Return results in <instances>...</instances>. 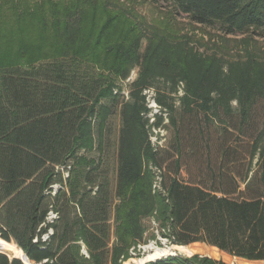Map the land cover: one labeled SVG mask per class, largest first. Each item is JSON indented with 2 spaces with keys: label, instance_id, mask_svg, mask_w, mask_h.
<instances>
[{
  "label": "trees",
  "instance_id": "obj_1",
  "mask_svg": "<svg viewBox=\"0 0 264 264\" xmlns=\"http://www.w3.org/2000/svg\"><path fill=\"white\" fill-rule=\"evenodd\" d=\"M149 1L221 44L69 6L0 49V264H131L157 236L174 254L142 264L264 261V0Z\"/></svg>",
  "mask_w": 264,
  "mask_h": 264
},
{
  "label": "rangeland",
  "instance_id": "obj_2",
  "mask_svg": "<svg viewBox=\"0 0 264 264\" xmlns=\"http://www.w3.org/2000/svg\"><path fill=\"white\" fill-rule=\"evenodd\" d=\"M69 6L82 7L90 10L95 8L97 16H104L108 11H115L116 13L120 12L124 14L132 21L143 20L159 25L168 24L169 26H173L175 29H178L180 33L195 35L196 38H201L204 41L208 40L209 34H212L213 36L211 41L216 44H221L220 35L212 28L200 27L191 24L184 15H170L168 9L169 7L167 5L154 4L149 0H0V49L4 52V57L11 60L17 56L14 48V45L16 44L27 45L35 42L32 44V47L36 49V46L40 41L36 42L35 35L38 34L36 32H39L41 25L33 24L29 21V17L33 16L42 18L53 14L56 16L58 13L60 14L61 12H64V9ZM26 14L29 15L27 19L25 18ZM230 37L235 39L241 36ZM263 43V38L253 36V38H251L250 46L260 47L263 49ZM230 44H232V42ZM27 46L29 47V45ZM239 51L240 50L236 47L232 48L230 53L232 55H236ZM31 56H36V53ZM135 71L136 70L133 71V74H135ZM162 134L165 133L162 131ZM151 243L159 247L175 245L166 238L157 236V238L148 240V242L141 244L145 247V251L141 250L138 253L136 252L135 255H132V257L127 260L139 259L143 257L149 251L147 245ZM198 243L204 244L208 248H212V246L205 243ZM176 254L185 255L181 253ZM215 259H221L231 264H247L246 262H248V260L233 257L220 250ZM250 262H255V264H264V261ZM131 264L136 263L134 262Z\"/></svg>",
  "mask_w": 264,
  "mask_h": 264
},
{
  "label": "built area",
  "instance_id": "obj_3",
  "mask_svg": "<svg viewBox=\"0 0 264 264\" xmlns=\"http://www.w3.org/2000/svg\"><path fill=\"white\" fill-rule=\"evenodd\" d=\"M133 71H134V70L131 71L130 75H129V76L127 77V79L125 80L126 82H127V81H130V80H132V79L134 78L136 72H135V74H133V73H134ZM124 93H125V92H124ZM143 93H144V95H145V97H146L147 106L151 109V113H149V115H152L153 113L157 112L158 109H159V108H158V105L156 104V102H155V100H154V95H155L154 90H153L152 88H148V89H145V90L143 91ZM125 94H126V93H125ZM152 120H153V118L150 119V121H152ZM157 131H158V130H154L155 133H157ZM159 131H160L161 135H163V134H162V130H159ZM151 141H152V144H153L154 146H158V145H161V144H162L163 139H157L156 136H152V137H151ZM65 175H67V174H65ZM56 216H57L56 213H54L53 211H50V212L48 213V215H47V221H52L54 218H56ZM147 246H148V245H147ZM141 250L145 251V247H144L143 245H141V244H138V245L136 246V248L132 247V248L130 249V253H131L132 255H135L136 252L138 253V252H140Z\"/></svg>",
  "mask_w": 264,
  "mask_h": 264
},
{
  "label": "bare ground",
  "instance_id": "obj_4",
  "mask_svg": "<svg viewBox=\"0 0 264 264\" xmlns=\"http://www.w3.org/2000/svg\"><path fill=\"white\" fill-rule=\"evenodd\" d=\"M147 248L149 251L143 257L136 259V264H142V262H145L149 259L155 261L161 256L165 257L167 255H173L175 252L173 245L159 247L151 243L147 246Z\"/></svg>",
  "mask_w": 264,
  "mask_h": 264
},
{
  "label": "water",
  "instance_id": "obj_5",
  "mask_svg": "<svg viewBox=\"0 0 264 264\" xmlns=\"http://www.w3.org/2000/svg\"><path fill=\"white\" fill-rule=\"evenodd\" d=\"M175 255H177V254H175ZM189 256H191V255H189ZM22 260V259H21ZM23 261V260H22ZM23 263H24V261H23ZM25 264V263H24Z\"/></svg>",
  "mask_w": 264,
  "mask_h": 264
}]
</instances>
